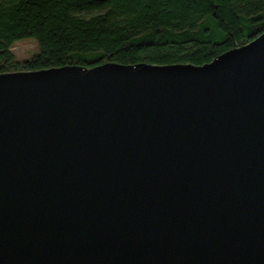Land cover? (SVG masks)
<instances>
[{"label":"water","instance_id":"1","mask_svg":"<svg viewBox=\"0 0 264 264\" xmlns=\"http://www.w3.org/2000/svg\"><path fill=\"white\" fill-rule=\"evenodd\" d=\"M0 264H264V32L0 74Z\"/></svg>","mask_w":264,"mask_h":264},{"label":"trees","instance_id":"2","mask_svg":"<svg viewBox=\"0 0 264 264\" xmlns=\"http://www.w3.org/2000/svg\"><path fill=\"white\" fill-rule=\"evenodd\" d=\"M92 11L99 13L80 15ZM263 32L264 0H0V74L105 63L200 66ZM24 38L39 51L19 61L11 48Z\"/></svg>","mask_w":264,"mask_h":264},{"label":"rangeland","instance_id":"3","mask_svg":"<svg viewBox=\"0 0 264 264\" xmlns=\"http://www.w3.org/2000/svg\"><path fill=\"white\" fill-rule=\"evenodd\" d=\"M97 13H99V11L84 12V13H81L80 15L82 17H90V16L95 15ZM206 23H207L209 29L213 33L218 32V29L215 25V22L210 17H208L206 19ZM11 50H12V53H13L15 59L22 61V60L28 59V58L32 57L33 55H35L36 53H38L39 48H38V45L34 39L24 38V39L16 41L13 44Z\"/></svg>","mask_w":264,"mask_h":264}]
</instances>
